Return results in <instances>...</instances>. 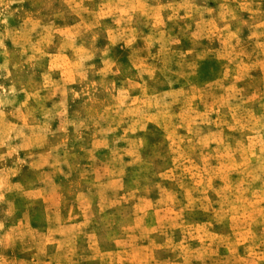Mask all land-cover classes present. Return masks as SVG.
<instances>
[{"label":"rangeland","instance_id":"rangeland-1","mask_svg":"<svg viewBox=\"0 0 264 264\" xmlns=\"http://www.w3.org/2000/svg\"><path fill=\"white\" fill-rule=\"evenodd\" d=\"M0 264H264V0H0Z\"/></svg>","mask_w":264,"mask_h":264}]
</instances>
